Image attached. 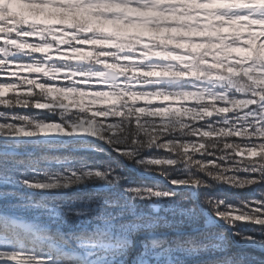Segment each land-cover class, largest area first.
I'll return each mask as SVG.
<instances>
[{"label": "clouds", "instance_id": "clouds-1", "mask_svg": "<svg viewBox=\"0 0 264 264\" xmlns=\"http://www.w3.org/2000/svg\"><path fill=\"white\" fill-rule=\"evenodd\" d=\"M117 3L127 4L129 8L144 6L136 0H52L51 7L59 11H51L27 25L18 22L22 25L20 31L0 47V53L13 55L15 52L31 59L22 65L28 75L19 79L18 90L0 89V106L16 121L0 123V136L6 138V143L0 145V155L7 157L10 149L28 147L29 141L33 142L32 146H43L35 143L37 136L26 137L20 130L41 134L44 129L47 138L68 142L61 147L115 152L175 188L199 192L224 184L236 189H253L259 199H239L236 205H225L223 210L224 201L207 194L200 196V204L211 218H221L229 227H236L240 220L247 218L256 226L254 231L264 237V139H261L264 138V73L253 74L252 78L245 74L241 58L230 51L231 46L239 44V37H233L227 44L222 39V47L209 46L196 54L182 53L184 59L178 62L182 67L162 61L156 54L163 52L167 45L162 46L161 41L173 38V33L165 31L169 18L132 15L113 8ZM159 9L166 12L167 6L160 5ZM0 11L6 13L7 8ZM10 31V28H0V32ZM180 52L171 48L165 55L171 59L172 54ZM161 64L166 73V78L159 81L162 94H169L173 100L190 97L195 101L190 108L169 106L167 111L157 112L155 109L162 105H148V111L140 112L138 109L144 105L132 103L138 100L136 93L144 91L137 85L148 82L147 71H160ZM253 66H259V62H253ZM185 84L196 89L188 92L187 97L182 90ZM3 115L5 112H0ZM215 124L221 126L214 127ZM52 125L58 128L53 130ZM253 137L259 142L254 144ZM254 147L260 149L258 154L252 151ZM154 151L162 154L136 159ZM178 171L186 174L176 176ZM67 173L62 184L45 183L43 190L59 191L86 181L121 186L127 179L107 165L103 169L69 168ZM26 175L27 165L20 170L18 183L31 187L30 181L24 178ZM121 190L127 203H119V207L127 208L129 213L135 211L134 202L139 200L148 201L154 213L164 208L193 218L195 206L190 203L191 197L179 191L161 184L122 185ZM89 201L93 204L91 209L76 210L71 216L65 214L59 219L67 224L73 217L79 221L87 216L91 229L84 227L78 233H64L61 226L53 229L46 225L45 232L57 243H66L64 237L68 235L83 244L82 264H125L133 247L132 237L141 226L131 222L118 224L115 221L123 217V211L105 215L102 209L107 201L91 197ZM62 206L60 202L43 205L47 211ZM3 215L8 218L7 213ZM148 219L151 229L165 217L149 216ZM56 222L54 217L53 223ZM205 227H210L207 221ZM233 234L264 248V238L240 232ZM219 238L225 241L226 249L227 233L221 231ZM194 240V237L183 242L177 239L169 244L166 238L152 237L142 253L145 258L138 264H149V256L172 264L173 253L193 258L202 252L220 249L219 245L213 244L210 248ZM22 242L26 247H34L37 255H48L49 264H59L57 252L42 249L27 236L22 237ZM214 264H242V259H219Z\"/></svg>", "mask_w": 264, "mask_h": 264}, {"label": "trees", "instance_id": "trees-1", "mask_svg": "<svg viewBox=\"0 0 264 264\" xmlns=\"http://www.w3.org/2000/svg\"><path fill=\"white\" fill-rule=\"evenodd\" d=\"M136 2L143 4L144 8L148 11V14L154 16H167L168 26L165 31L173 33V38L168 41H161L164 47L163 52H157V56L167 63H176L179 67V61L184 59L182 53L192 52L196 54L202 49L209 46L222 47L221 40L224 44L233 37H239V44L231 46V53L241 58V63L246 68V75L249 78L253 77V74L259 75L264 73V20H257L251 18L247 14L241 15L240 13H234L232 8L229 9V3L231 0H136ZM225 4L226 10L223 9ZM235 7L236 0L233 1ZM52 0H0V10L7 8V12L0 11V28H10V32H0V47H3L9 39L14 38L16 33L20 31L22 25H27L32 22H37L42 16L47 15L51 11H59L54 7H51ZM160 5H166L167 11H161ZM207 5L208 10H202V6ZM113 8L116 10H133L129 8L127 4H113ZM11 17L13 19L5 21L3 18ZM18 22H22L18 23ZM140 26V25H137ZM147 27L146 25H143ZM147 34V33H146ZM180 49L179 54H172L171 59L165 53L169 49ZM30 57L23 56L14 52L13 55H8L7 52L0 53V80H3L4 72L8 74L7 89L18 90V81L24 73L22 65L30 62ZM253 62H259V66H253ZM164 65H160L161 71H163ZM21 70V71H19ZM175 70V69H174ZM29 78H32L29 75ZM153 80V78H152ZM12 81V82H10ZM144 89L142 93L137 92L138 100H133L132 103H142L145 111H148V105H162L163 107H157L155 111L163 112L167 111L168 107L173 108H190L195 101L190 97H187L188 92H194L195 86L185 84L183 91L187 98L184 100H173L172 97L164 93L160 88V83L153 80L146 86H137ZM171 91V89L169 90ZM0 112H5V115L0 116V123L16 122L12 120V116L8 114L7 110L0 106ZM50 118V117H48ZM234 121H230L232 123ZM221 124H215L214 127H220ZM264 139V138H261ZM253 143H258V138H252ZM6 141L0 140V145H3ZM32 146L16 148L20 152L9 153L7 157L0 155V183L4 182V186L7 188H0V253H3V258L0 263L6 264H32V260L37 259L44 260L49 264L48 255H37L34 247H26L22 242V237H30L36 244L42 246L44 250H50L57 252L60 257L59 264H82L83 257L85 255V248L83 244L77 242L71 236L66 235L64 237L65 242L57 243L49 238L45 232L44 227L48 224L55 229L57 226H61L64 233H78L81 228L87 227L91 229L92 224L88 223L89 218L87 216L81 217L78 221L74 217L67 224H62L59 218L68 214L72 215V211H87L92 208L93 204L89 201L91 197L93 200L99 199L101 201H107L103 205V212L105 215H115L118 212L123 211L125 214L122 218H118L115 222L126 223L131 222L133 224H139L140 231L135 234L132 239L134 241L133 247L130 250L129 255L125 261V264H138L145 257L142 253L145 251V245L150 238L148 237L149 230L165 231L172 229L173 227L179 228L177 232H162L160 238H166L169 244H173L177 239L180 241H186L190 237H194L193 241L196 244H207L211 248V245H219L220 249L214 251L202 252L198 256L193 258H186L178 253H173L172 264H214L219 259H229L233 261L241 260L242 264H264V254H253L252 249H245L239 247L237 244H233L229 239V233L219 226L211 223L210 227H205V221L208 220V216L198 207L196 200L191 196L189 189H181L179 192L189 195L191 197L190 203L195 206V211L191 213L192 219L177 214L174 210L165 211L161 208L158 213H154L149 207L148 201H135V211L129 213L127 208L121 209L119 203H127L125 194L122 192V185H154L161 184L158 179H149L138 175L136 172L127 168L121 159L114 158L106 151H93L84 150L81 155L82 159H75V146L58 147L57 145L46 146ZM56 148H60L57 151ZM255 148V147H254ZM37 149V151H35ZM256 149V148H255ZM259 149V148H257ZM39 151H42L40 153ZM260 151V149H259ZM257 153V152H256ZM259 153V152H258ZM257 153V154H258ZM161 152H145L142 156L136 157V159H142L143 157H153L161 155ZM29 158L28 161H26ZM201 158V157H197ZM212 160L215 157H205ZM23 160L24 163H18ZM26 161V162H25ZM31 161V162H30ZM14 163V166L11 164ZM135 165V162H132ZM27 165V175L25 179L30 181L29 186H16L9 183L15 176H20V170L25 169ZM110 166L116 169L115 174L126 176L127 179L121 182V186H112L102 182L86 181L87 183L72 186L68 189L51 190L45 192L44 184L51 182L55 178L56 181L63 182V177L67 176V169H81L86 170L89 168L103 169L105 166ZM138 167V166H136ZM142 169L138 167V169ZM60 173L61 176L56 174ZM81 174V173H78ZM186 173L184 171H178L176 176H182ZM241 175H247V173H241ZM252 175H255L253 173ZM53 177V178H50ZM7 178H9L7 180ZM74 178V177H73ZM111 179V176L109 177ZM13 182V181H12ZM15 185V186H13ZM43 185V186H42ZM20 189L18 191L16 189ZM165 187V186H164ZM168 188V187H166ZM14 189V190H12ZM27 192H25V191ZM172 190V189H170ZM12 191V192H10ZM173 191V190H172ZM207 194L224 201L227 205L231 203L236 205L239 199L251 200L253 198L259 199L258 194L253 189H236L229 185H218L214 189H201L198 192L199 197ZM43 198V199H42ZM76 200V203H72V200ZM85 201H89L85 203ZM53 202H60L65 209V212H58L57 208H53L52 211H47L43 205H51ZM115 203V206L113 204ZM28 204L30 207L27 209L20 208L19 205ZM221 205V206H222ZM254 206V205H253ZM167 207V202H165ZM67 209L69 213H67ZM8 214L6 219L3 215ZM149 216H163L165 220L161 221L155 228H149L150 223ZM13 217L21 218L28 222L27 229L19 225H15L11 222ZM57 218V222L53 223V218ZM140 217L139 220L136 218ZM195 217H199L196 219ZM220 222L219 218H217ZM183 221V224L180 221ZM241 221V222H240ZM236 227V232H245L248 223H244L240 220ZM41 222V225L39 223ZM93 223H96L95 221ZM194 226H198V229H194ZM166 228V229H165ZM182 228V229H181ZM221 231L227 233V247L224 248L225 241L219 238ZM255 232V231H254ZM256 234L258 232H255ZM165 234V235H164ZM164 235V237H163ZM260 236V234L258 233ZM237 238V235H235ZM51 243L45 242V240ZM238 241L240 237L238 236ZM141 242V243H140ZM143 242V243H142ZM52 243L56 245V248L52 246ZM27 248L30 253H27L24 248ZM65 248L75 249L81 252L82 257L74 258V261L66 260L65 256L70 254L65 252ZM7 250L10 253H6ZM258 253V252H256ZM179 256V259H177ZM18 258V259H17ZM92 259H95L94 257ZM149 264H164V260H156L153 257H147ZM99 264V262H97ZM118 264V262H117Z\"/></svg>", "mask_w": 264, "mask_h": 264}, {"label": "rangeland", "instance_id": "rangeland-1", "mask_svg": "<svg viewBox=\"0 0 264 264\" xmlns=\"http://www.w3.org/2000/svg\"><path fill=\"white\" fill-rule=\"evenodd\" d=\"M26 1H28V0H26ZM154 2L156 1V0H153ZM145 8L144 7H142V8H134L133 10H131V11H129L128 13H130V14H132V15H140V16H143V15H145V14H148V11L146 10H144ZM202 9L203 10H205L206 8L205 7H202ZM18 54V53H17ZM19 71H21V70H19ZM147 76L148 77H152V76H154V75H162V74H166V73H163L162 71H155V70H148L147 71ZM3 80L4 81H2V80H0V89H7V82H8V80H11V77L10 78H8V74L7 73H5L4 72V75H3ZM10 82H12V81H10ZM152 82V80L150 79L147 83H151ZM146 85V83H141L139 86H145ZM138 86V85H137ZM1 121V120H0ZM2 122V121H1ZM53 130H55V129H57L58 128V125H52V126H50ZM21 131V134L22 135H24V136H26V137H31V136H37V141L35 142L36 144H38V145H42V144H44V145H46V146H49V145H53V144H55V145H57L58 147H61L60 145H63V144H65V143H68V142H66V141H62V140H57V139H49V138H47V133L45 132V130L44 129H41V134H37V133H34V132H32V131H30V130H26V129H21L20 130ZM0 137H2V136H0ZM2 138H4V137H2ZM3 141H6V138H4V139H2ZM29 144H31V145H33V142L32 141H29ZM57 149V151H59L60 150V148H56ZM73 150H75V155L73 156L75 159H77L78 160V158L79 159H82V158H84V156L83 155H81V153H83V151L84 150H91L90 148H88V147H75ZM35 151H37V149L35 150ZM252 151L253 152H259V149H255V148H252ZM40 153H42V151H39ZM107 153L109 154V155H111V156H113L114 158H119V159H121L122 160V162L124 163V165L127 167V168H129V169H131V168H133V166H135V165H133L132 163H130V162H124L123 161V158L122 157H120V156H118L115 152H110V151H107ZM29 160V158L26 160V161H28ZM25 161V162H26ZM12 166H14V163H12L11 164ZM136 167V166H135ZM136 168H138V167H136ZM140 169V168H139ZM132 170V169H131ZM138 170V169H137ZM137 170H132V171H134V172H136V173H138V171ZM142 172H143V170L142 169H140ZM152 175V176H151ZM154 174H150V177H149V179H158V178H155L154 176H153ZM50 178H53V177H50ZM9 178H7V180H8ZM13 181V182H12ZM158 181H160L165 187H168L169 189H171V185H169L167 182H163L161 179H159ZM9 183H12V184H15L16 186H18V185H20L19 183H18V175L17 176H15V178H12L10 181H8ZM56 182H58V181H56L55 180V178L54 179H52L51 180V182H50V184L51 183H56ZM85 183H87V182H85ZM4 184V182H1L0 183V188H7V186L5 185H3ZM49 184V183H48ZM15 185H13V186H15ZM43 186V185H42ZM18 187H16V189H17ZM182 189H188V188H182ZM12 190H14V189H12ZM18 191H20V189H17ZM181 190V189H180ZM190 190V189H189ZM25 191V190H24ZM10 192H12V191H10ZM25 192H27V191H25ZM190 194H191V196H192V191L190 190ZM197 194H198V192H197ZM198 197H199V195H198ZM196 200V199H195ZM199 201H200V197H199ZM199 201L198 200H196V203H197V205H198V207H199ZM227 205H233V204H231V203H228ZM224 206L225 205H222L221 206V210H223L224 209ZM253 207H256L255 205L253 206ZM200 208V207H199ZM69 210H72V209H67V213H69ZM57 211L58 212H62V213H64L65 212V209H63V208H57ZM76 210H74V211H72V213H74ZM229 211H231V209H229ZM233 215H236V213L235 212H233L232 213ZM208 216V215H207ZM208 218H209V216H208ZM221 218H219V220H220ZM210 220H211V218H209L208 220H206L207 222H208V224H211L210 223ZM244 223H250L249 224V226H247L246 227V230H245V232H248V233H243V234H253V235H255L256 237H257V239H261V238H264V237H261V236H259L258 235V233L256 234L255 232H254V228L256 227L255 225H253L247 218H244L243 220H242ZM11 222L13 223V224H15V225H19V226H21L22 227V229L23 228H25V229H27V227H28V225H29V223L28 222H26V221H24L23 219H21V218H17V217H13L12 218V220H11ZM241 222V221H240ZM213 223V222H212ZM213 224H215V225H217V226H219L220 228H222V230L224 229H226V227H223V226H228V225H226L224 222H223V220L221 219L220 220V222L218 221V223L216 224V223H213ZM39 225H41V222L39 223ZM48 225V224H47ZM194 229H198V226H194L193 227ZM166 229V228H165ZM171 229V228H170ZM170 229H168V230H165L166 232H169V230ZM173 230V231H172ZM174 230H176V228L175 227H173L171 230H170V232L172 231V232H177V230L176 231H174ZM153 231H156V230H153ZM164 231V230H163ZM163 231H161V232H163ZM164 231V232H165ZM151 232V230H149V232H147L148 234ZM235 233V232H234ZM165 235V234H164ZM164 235H163V237H164ZM231 235L232 234H229V239H231L232 240V243H233V239L231 238ZM162 236V235H161ZM161 236H158V238H160ZM232 236H234L235 237V235L233 234ZM149 238H152L153 236L151 235V236H148ZM154 237H156V236H154ZM237 239H238V236H237ZM240 241H242L241 239H240ZM45 242H48V243H51L50 241H48L47 239L45 240ZM239 242V241H238ZM243 243H245V245H243V244H238V243H236L239 247H244L245 249H248V248H250V249H252L254 252H252L253 254H264V248H262L259 244H256V243H254V242H251V241H242ZM141 243V242H140ZM234 244V243H233ZM235 245V244H234ZM52 246L54 247V248H56V245L55 244H53L52 243ZM66 250H65V252H67V253H69L70 254V257L69 256H65L64 258H66V260L68 259V260H70V261H74V258H79V259H81L80 257H82V254H81V252L80 251H78V250H75V249H70V248H65ZM24 250L27 252V253H30V251L31 250H29V249H27L26 247L24 248ZM256 252H258V253H256ZM7 254L8 253H10V251L9 250H7V252H6ZM3 254H4V252L3 253H0V261H1V259L3 258ZM74 257V258H73ZM18 259V258H17ZM61 260V259H60ZM262 260H264V259H262ZM32 262V264H46L47 262H45L44 260H42V259H40V260H38V258L37 259H34V260H32L31 261ZM0 264H6V263H0Z\"/></svg>", "mask_w": 264, "mask_h": 264}, {"label": "bare ground", "instance_id": "bare-ground-1", "mask_svg": "<svg viewBox=\"0 0 264 264\" xmlns=\"http://www.w3.org/2000/svg\"><path fill=\"white\" fill-rule=\"evenodd\" d=\"M139 110L140 111H145V108L144 107H141V108H139ZM15 152H20V150H18V149H10L9 150V153H15ZM123 161L124 162H127V160L126 159H124L123 158ZM132 170H137L138 168H136L135 166H133V168H131ZM138 171V175H140V176H142V177H145V178H149L150 177V174H148V173H145V172H142L140 169H138L137 170ZM152 176V175H151ZM155 178H158V180L159 179H161L163 182H167V181H165V180H163L161 177H159V176H157V175H153ZM201 209V208H200ZM202 210V209H201ZM203 211V210H202ZM204 212V211H203ZM205 213V212H204ZM206 214V213H205ZM207 215V214H206ZM182 229V228H181ZM176 230L178 231V230H180L179 228H176ZM176 230H174V231H176ZM225 231H227L229 234H231V232H236V229L234 228V227H229V228H226L225 229ZM161 230H159V231H153V230H151V232L148 234V236H156V237H158V236H161Z\"/></svg>", "mask_w": 264, "mask_h": 264}, {"label": "water", "instance_id": "water-1", "mask_svg": "<svg viewBox=\"0 0 264 264\" xmlns=\"http://www.w3.org/2000/svg\"><path fill=\"white\" fill-rule=\"evenodd\" d=\"M171 188L174 189V190L180 189V188H175V187H172V186H171ZM181 188H183V187H181ZM189 189H191V188H189ZM191 190H192V197H193L194 199H196V200L199 201V197H198L197 191H196L195 189H191ZM199 207H200V208L206 213V211L203 209L202 205L200 204V201H199ZM206 214H207V213H206ZM207 215H208V214H207ZM208 216H209V215H208ZM209 217H210V216H209ZM210 218H211V217H210ZM210 222H213V223H216V224L218 223V221H217L216 218H215V219L211 218ZM223 227L229 228V226H223ZM231 234L233 235V232H231ZM232 235H231V238L233 239L234 243H238V241H236V240H235V237L232 236ZM240 244L245 245V243H240Z\"/></svg>", "mask_w": 264, "mask_h": 264}, {"label": "snow or ice", "instance_id": "snow-or-ice-1", "mask_svg": "<svg viewBox=\"0 0 264 264\" xmlns=\"http://www.w3.org/2000/svg\"><path fill=\"white\" fill-rule=\"evenodd\" d=\"M2 139H4V138L0 137V140H2Z\"/></svg>", "mask_w": 264, "mask_h": 264}]
</instances>
